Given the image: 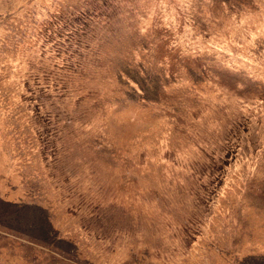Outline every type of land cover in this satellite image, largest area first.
Listing matches in <instances>:
<instances>
[{
    "label": "rangeland",
    "instance_id": "rangeland-1",
    "mask_svg": "<svg viewBox=\"0 0 264 264\" xmlns=\"http://www.w3.org/2000/svg\"><path fill=\"white\" fill-rule=\"evenodd\" d=\"M0 264H264V0H0Z\"/></svg>",
    "mask_w": 264,
    "mask_h": 264
}]
</instances>
